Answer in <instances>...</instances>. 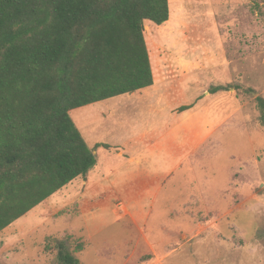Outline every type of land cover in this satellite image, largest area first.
I'll return each mask as SVG.
<instances>
[{
  "label": "rangeland",
  "instance_id": "obj_1",
  "mask_svg": "<svg viewBox=\"0 0 264 264\" xmlns=\"http://www.w3.org/2000/svg\"><path fill=\"white\" fill-rule=\"evenodd\" d=\"M169 6L144 36L170 111L201 99L171 146L186 150L185 165L153 202H134V214L150 210L137 228L114 215L115 201L88 213L82 178L72 181L0 232V264H61L59 245L77 264H264V0ZM126 96L70 112L88 145L121 127Z\"/></svg>",
  "mask_w": 264,
  "mask_h": 264
},
{
  "label": "trees",
  "instance_id": "obj_2",
  "mask_svg": "<svg viewBox=\"0 0 264 264\" xmlns=\"http://www.w3.org/2000/svg\"><path fill=\"white\" fill-rule=\"evenodd\" d=\"M169 7L0 0V232L95 167L70 112L153 85L144 24L164 25ZM58 260L77 264L61 245Z\"/></svg>",
  "mask_w": 264,
  "mask_h": 264
},
{
  "label": "crops",
  "instance_id": "obj_3",
  "mask_svg": "<svg viewBox=\"0 0 264 264\" xmlns=\"http://www.w3.org/2000/svg\"><path fill=\"white\" fill-rule=\"evenodd\" d=\"M144 31L150 32L149 26ZM160 89L154 82L146 89L125 94L127 96L120 104L127 112L122 114L118 124L121 127L91 145L84 140L96 157L95 167L82 178L80 197L88 213L100 207L102 201H115L114 215L129 218L128 225L137 228L150 210L146 213L139 204L134 214V202L146 199L153 202L165 180L185 165L186 150H180V146L172 152L171 146L178 144L177 133L188 126L186 120L198 118L201 99L170 111L172 105L163 103ZM183 98L185 95L181 94ZM183 107L188 109L181 111ZM156 118L160 120L158 123ZM131 205L133 207L129 209ZM143 240L149 243L145 238Z\"/></svg>",
  "mask_w": 264,
  "mask_h": 264
}]
</instances>
